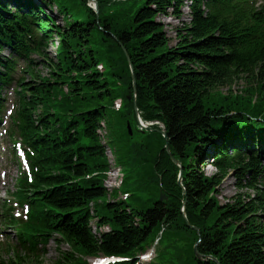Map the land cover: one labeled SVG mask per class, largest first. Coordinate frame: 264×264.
<instances>
[{
	"label": "trees",
	"instance_id": "1",
	"mask_svg": "<svg viewBox=\"0 0 264 264\" xmlns=\"http://www.w3.org/2000/svg\"><path fill=\"white\" fill-rule=\"evenodd\" d=\"M190 1L191 20L177 27L172 45L156 16L173 7L182 17L185 0H98L99 12L89 0H50L63 24L38 0H0V99L11 63L3 49L21 45L31 64L21 82L22 115L38 171L33 184L25 181L16 192L32 199L37 215L20 234L23 242L44 246L54 240L60 255L55 264H90L99 255L136 264L168 231L176 258V238L187 239L184 263L219 264L213 256L220 264H264V149L252 146L264 141V7L257 9L255 0ZM30 34L34 38L27 39ZM50 45L57 47L54 56ZM127 54L140 115L164 123L180 165L156 130L134 141L137 115ZM243 79L247 85L234 93L231 85ZM227 85L229 93L221 89ZM102 121L117 163L135 174L133 182L126 176L123 183L135 191L129 201L117 199L118 190L108 197ZM208 147L212 174L200 166ZM181 169L186 190L178 182ZM229 175L238 191L222 203L218 196ZM186 199L187 218L199 231L183 216ZM196 243L204 259L194 253ZM33 248L21 252L12 246L15 253L0 252V264H43V252Z\"/></svg>",
	"mask_w": 264,
	"mask_h": 264
},
{
	"label": "rangeland",
	"instance_id": "2",
	"mask_svg": "<svg viewBox=\"0 0 264 264\" xmlns=\"http://www.w3.org/2000/svg\"><path fill=\"white\" fill-rule=\"evenodd\" d=\"M35 1V0H34ZM48 3L51 4L52 9H53V15L56 17L55 19L57 20L58 23L63 24V18L62 16L58 13L57 7L54 3L50 2V0H48ZM186 5L182 8V17H178V19H180L179 21H173V23L171 24V26H174V30L172 32V36H170L171 39V44L173 45L174 43H176L177 41V27L181 26L182 22H187V20L189 19V14H188V4H190V0H185ZM90 5H93V3L90 1ZM171 29V28H168ZM49 51L51 52V55L54 56L55 52H56V46L55 45H50ZM34 58H37V56H35ZM39 69H41L42 75H47L48 73V69L45 66H40ZM247 85V82L245 79L243 80H237L236 82H234L231 85L232 91L235 93L237 90H241L243 87H245ZM229 86H223L221 89L223 92L225 93H229ZM102 130L105 132H108V127L106 124H103L102 126ZM149 134V132H142L139 130H135V135H134V141L135 142H139L142 141L145 137H147V135ZM108 136V134H107ZM256 148H258V143H256ZM9 147L8 143H5V146H0V160L2 162V165L7 167V172H8V177H7V185H4L3 183H0V195L4 194V190L6 189V187H9L13 184L14 179L18 176L17 174V163L14 164H10L9 162L6 161L5 159V150ZM207 150H209V147L206 148ZM204 156L202 157L201 160H203V163L200 164V166L207 171L208 174H212L216 171V168L213 167L211 164L212 160V156H206L204 159ZM114 169V167H113ZM116 169V168H115ZM125 173L127 175V182L132 181L135 179V174L131 172L130 167L127 166L125 164ZM115 171H112L111 173L109 172V176H108V184L110 186H114V175ZM235 178L233 175H229L222 183L221 188H220V192H219V200L224 203L228 200H232V197L237 193L238 188L235 184ZM244 191H249L244 189ZM252 192V191H250ZM141 193V191L139 192ZM121 195V193H120ZM161 198V195L159 197V199ZM132 198H130L129 200H131ZM185 236H178L176 239L179 240L178 242V249L180 250V258H176L175 257V249H173V243H174V235L168 231L166 233V235L164 236L163 240L161 241V243L158 245L157 248V257L154 260V264H188V263H184V261H186L189 257V246H187V239H182ZM47 250H46V254L43 255V264H55V262L57 261V259L60 257L59 255V250L57 247V243L53 240L51 241L47 246H46ZM62 249L64 251H68L69 247H67V245H64L62 247ZM195 249V246H194ZM146 253V251L144 252ZM195 253V251H194ZM141 259V258H140ZM144 263L142 264H150L149 262L143 260ZM141 264V263H140Z\"/></svg>",
	"mask_w": 264,
	"mask_h": 264
},
{
	"label": "water",
	"instance_id": "3",
	"mask_svg": "<svg viewBox=\"0 0 264 264\" xmlns=\"http://www.w3.org/2000/svg\"><path fill=\"white\" fill-rule=\"evenodd\" d=\"M95 2L97 3L96 0H95ZM128 58H129V61H130V57H129V56H128ZM132 75H133V87H134V92H135V96H136L137 86H136V78H135L134 68H133V67H132ZM134 101H135V110H136V112H138V106H137L136 98H135ZM128 127H129V128L131 127L129 123H128ZM157 131H159L161 134H163L164 137L166 138V144H165V147H166L167 151L169 152V154L171 155V158H172L173 162H174V163H177V160L173 157V155H172V153H171V149H170V145H169V139H168V135H167V130H166V129H164V130H159V129H158ZM131 133H132V132H131ZM182 180H183V176H182V172H181V173H180V177H179V185H180L184 190H186L185 187L183 186ZM160 199L162 200V196H161ZM186 204H187V199L184 200V205H183V208H182V212H183V215H184V217H185V219H186V223H187L188 227H190V228H192V229H196V230L199 231V229H198L197 227H195L194 225H192V224L190 223V221L187 219V216H186ZM195 252H196V255H197V257H198L199 259H204L203 255L200 254V252H199V250H198V248H197V244L195 245ZM210 257H211L212 259H214L217 263H219L218 260H217L215 257H212V256H210Z\"/></svg>",
	"mask_w": 264,
	"mask_h": 264
},
{
	"label": "bare ground",
	"instance_id": "4",
	"mask_svg": "<svg viewBox=\"0 0 264 264\" xmlns=\"http://www.w3.org/2000/svg\"><path fill=\"white\" fill-rule=\"evenodd\" d=\"M168 19H169L171 22L175 21V18H173V17H169ZM243 88H244V87H243ZM243 88H242V89H243ZM242 89H241V90H237L235 93H236V94H241ZM211 153H212V151H211ZM176 164L180 165L179 162H177ZM181 168H182V167H181ZM183 216H184V215H183ZM184 218H185V217H184Z\"/></svg>",
	"mask_w": 264,
	"mask_h": 264
}]
</instances>
